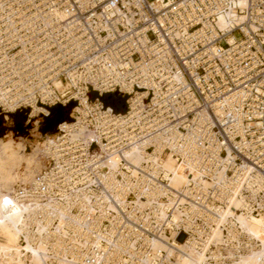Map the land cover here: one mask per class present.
I'll return each instance as SVG.
<instances>
[{
  "label": "built area",
  "instance_id": "obj_1",
  "mask_svg": "<svg viewBox=\"0 0 264 264\" xmlns=\"http://www.w3.org/2000/svg\"><path fill=\"white\" fill-rule=\"evenodd\" d=\"M69 102L12 193L45 264H235L259 244L264 0H0V114Z\"/></svg>",
  "mask_w": 264,
  "mask_h": 264
},
{
  "label": "bare ground",
  "instance_id": "obj_2",
  "mask_svg": "<svg viewBox=\"0 0 264 264\" xmlns=\"http://www.w3.org/2000/svg\"><path fill=\"white\" fill-rule=\"evenodd\" d=\"M40 110L33 107L31 116H35L36 112H40ZM44 144L45 142H39L36 150L40 151ZM22 148V144L14 141L1 143L0 147V264H19L22 262V256L27 252H30V264H45L35 248L29 244H20L18 240L23 207L14 199L12 193L17 187H25L31 183L40 170L36 171L35 168H31L32 164L37 162L28 161L27 170L24 173H19L18 162L21 156L17 151H21ZM35 156L38 157L36 153ZM133 161L139 162L140 157L135 156ZM165 165L172 169L171 161H166ZM187 172L186 168L178 167L173 177L174 184H181L185 180ZM244 224L246 231L259 241V244L240 255L235 264H264V221L259 218H251L245 220ZM155 245L162 246L160 242H155Z\"/></svg>",
  "mask_w": 264,
  "mask_h": 264
},
{
  "label": "rangeland",
  "instance_id": "obj_3",
  "mask_svg": "<svg viewBox=\"0 0 264 264\" xmlns=\"http://www.w3.org/2000/svg\"><path fill=\"white\" fill-rule=\"evenodd\" d=\"M238 36V34H236ZM90 98H94L96 94L94 92L89 94ZM60 107H66L62 105H57ZM74 107V105H73ZM73 107L69 108L68 113H64L65 119L70 117ZM47 115L36 112L35 116H29L31 109L29 107L23 109L22 111L13 113H2L0 114V147L1 143H7L9 141H14L15 143L22 144L23 148L21 151H17L21 157H19L18 169L19 173H24L28 168V161L37 162L32 164L31 168H35L36 171L41 169L43 162L41 158V152L37 151L38 143L44 142L45 135H51L55 133L57 125L61 122L53 124L51 121L46 130L42 127L47 123L48 118L51 117V111L48 110ZM30 117V120L27 121ZM41 147V146H40ZM36 150V152H35ZM35 153L38 157L35 156ZM39 158V160H38ZM38 168H37V167ZM35 171V172H36ZM28 184V183H27ZM1 197V196H0Z\"/></svg>",
  "mask_w": 264,
  "mask_h": 264
},
{
  "label": "trees",
  "instance_id": "obj_4",
  "mask_svg": "<svg viewBox=\"0 0 264 264\" xmlns=\"http://www.w3.org/2000/svg\"><path fill=\"white\" fill-rule=\"evenodd\" d=\"M105 101L107 103H113L115 101H118V97L115 95H106L104 97ZM74 103L73 102H69L66 107H60V106H52L49 108V110L51 111V117L48 118L47 123L42 127L43 130H46L48 128V125L50 123V121L53 124L58 123L59 121H61L62 119H65L64 113H68L69 108L73 107ZM116 109H118L115 106Z\"/></svg>",
  "mask_w": 264,
  "mask_h": 264
}]
</instances>
